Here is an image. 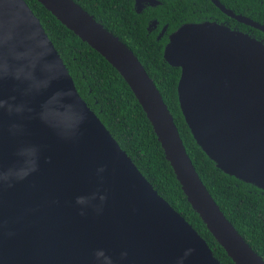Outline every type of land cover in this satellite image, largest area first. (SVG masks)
<instances>
[{"label":"water","instance_id":"water-1","mask_svg":"<svg viewBox=\"0 0 264 264\" xmlns=\"http://www.w3.org/2000/svg\"><path fill=\"white\" fill-rule=\"evenodd\" d=\"M37 1L122 76L227 256L264 264L203 184L132 49L74 0ZM163 59L180 68L178 104L198 146L221 171L264 190V39L217 21L186 23L168 36ZM0 264H222L80 96L25 0H0Z\"/></svg>","mask_w":264,"mask_h":264},{"label":"trees","instance_id":"trees-1","mask_svg":"<svg viewBox=\"0 0 264 264\" xmlns=\"http://www.w3.org/2000/svg\"><path fill=\"white\" fill-rule=\"evenodd\" d=\"M74 1L132 49L160 91L203 184L226 218L264 260V190L221 171L194 140L178 104L176 86L180 68L169 65L163 59V48L168 37L165 35L156 41L155 34L145 29L146 20L157 16L161 10L148 8L136 14L132 9V0ZM25 2L39 18L60 54L78 93L120 147L159 195L206 240L213 255L222 264H234L187 201L148 118L122 76L98 52L61 24L40 2ZM222 2L236 13L264 24V0ZM172 7L174 5L167 6L164 11L171 15L174 12ZM168 17L161 22L167 20L168 31H172L178 24ZM231 22L234 24L236 21ZM240 29L264 39V32L258 29L247 25Z\"/></svg>","mask_w":264,"mask_h":264},{"label":"flooded vegetation","instance_id":"flooded-vegetation-1","mask_svg":"<svg viewBox=\"0 0 264 264\" xmlns=\"http://www.w3.org/2000/svg\"><path fill=\"white\" fill-rule=\"evenodd\" d=\"M157 3L150 4L147 0H141L139 4H136V0H132V9L136 14H141L148 10V8H159L161 11L157 14V16H153L150 19H147L145 22V29L148 33L155 34V40L159 41L165 35L167 37L175 31L179 26L186 23L193 22H201L206 20L217 21L219 23H224L229 25L232 28L241 30V26L245 24L242 22H238L234 18L222 12L219 7H217L211 0H155ZM213 5L210 7L209 3ZM224 7L231 10L235 14L236 13L233 8L225 5L222 0H218ZM169 5H174L171 9L174 12L167 13L165 12V8ZM210 7V8H209ZM169 11V10H168ZM169 16V20H174L175 24H178L175 29L172 31H168L169 23L167 20L165 22H161L164 20L166 16ZM243 15V14H241ZM171 18V19H170ZM231 20L235 23L232 24Z\"/></svg>","mask_w":264,"mask_h":264}]
</instances>
